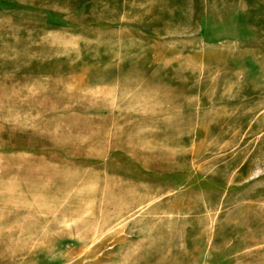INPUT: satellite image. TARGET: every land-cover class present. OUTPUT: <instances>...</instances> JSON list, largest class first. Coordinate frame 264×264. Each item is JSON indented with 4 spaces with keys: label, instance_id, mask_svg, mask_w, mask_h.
Listing matches in <instances>:
<instances>
[{
    "label": "rangeland",
    "instance_id": "obj_1",
    "mask_svg": "<svg viewBox=\"0 0 264 264\" xmlns=\"http://www.w3.org/2000/svg\"><path fill=\"white\" fill-rule=\"evenodd\" d=\"M0 264H264V0H0Z\"/></svg>",
    "mask_w": 264,
    "mask_h": 264
}]
</instances>
